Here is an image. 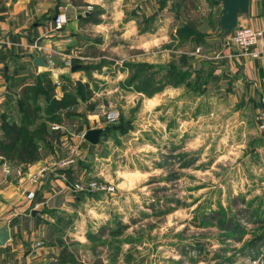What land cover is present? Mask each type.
<instances>
[{
  "label": "rangeland",
  "instance_id": "1",
  "mask_svg": "<svg viewBox=\"0 0 264 264\" xmlns=\"http://www.w3.org/2000/svg\"><path fill=\"white\" fill-rule=\"evenodd\" d=\"M164 2L148 3L145 24L151 33L166 27L167 36L149 62L117 58L110 32L105 47L72 48L84 68L68 84L93 93L59 112L55 135L63 138L41 151L72 158L80 172L70 187L88 188L70 212L56 213L68 221L57 243L74 264H264V128L256 122L264 84L203 15L206 5L170 0L154 19ZM185 26L196 40L175 37ZM87 128L102 129L95 145L83 138ZM9 164L21 174L22 165Z\"/></svg>",
  "mask_w": 264,
  "mask_h": 264
},
{
  "label": "crops",
  "instance_id": "2",
  "mask_svg": "<svg viewBox=\"0 0 264 264\" xmlns=\"http://www.w3.org/2000/svg\"><path fill=\"white\" fill-rule=\"evenodd\" d=\"M67 1L71 3L66 13L67 21L61 31L52 33L53 17ZM164 1L161 10L156 9L151 13L154 19L159 17L161 11L167 10L170 0ZM195 1L206 5V9H201L203 15L215 18L218 29L221 3L217 0ZM149 2L159 6V0H0V125L2 119L8 122L19 121L17 101L19 90L24 85L33 84L40 77L43 82L49 80L56 90L53 83L55 76L52 77L53 74L42 72L35 66L33 59L39 55L32 57L25 49L27 43L37 38H40L42 43L50 39L53 46L70 51L73 47L81 46L105 47L108 45L106 37L110 32V39L113 41L110 40L109 49L115 52L117 58L127 60L125 57L140 55L145 57L141 62H149L148 55L152 47L162 44L167 38L166 27L151 33L145 24L149 20ZM88 5L92 6V10L85 15L81 14ZM96 6H102V9L94 13ZM95 14L98 16L96 20ZM87 16L90 18L85 19ZM238 24L264 29V0H249V13L239 15ZM212 31L213 28L206 32L210 36ZM90 32L91 35L87 36ZM177 36L178 34H175V37ZM260 50L262 52L258 57L236 54L240 60L239 64H243L248 75H254L253 78L257 79L264 77V62L261 56L264 55V42ZM254 64H257L258 68L253 70ZM79 70L60 71L63 73L60 90L64 85V93L71 90L68 80L75 78L76 74L81 72ZM17 74L27 77V81L20 84ZM62 138L63 135L59 134L58 140L61 141ZM53 142L55 141L51 143ZM42 152L39 160L22 165L20 175L10 173V164L0 155V227L8 223L9 230V238L0 245V264H50L51 261L61 264L59 253L62 248L57 242H61L63 234L60 229L63 230V223L68 221L55 215L70 212L69 207L74 204L73 198L80 202V195L83 193L70 187V182L77 178L76 172L80 171L77 166L47 168L41 173V169L47 167L53 158L50 153L45 155ZM10 175L15 179H10ZM29 190L34 191L32 200L25 197ZM57 238L59 239L56 241Z\"/></svg>",
  "mask_w": 264,
  "mask_h": 264
},
{
  "label": "trees",
  "instance_id": "3",
  "mask_svg": "<svg viewBox=\"0 0 264 264\" xmlns=\"http://www.w3.org/2000/svg\"><path fill=\"white\" fill-rule=\"evenodd\" d=\"M89 18L90 16L85 17V19ZM177 34L192 36L194 39L197 35L199 36L198 32L186 26L178 29ZM87 88L86 83L78 82L74 92L69 90L61 98H57L54 96V89L50 81L43 82L40 77L33 84L21 87L17 101L19 121L1 120L0 155L3 159L16 165H27L39 160L41 150L50 149L51 142L58 141L59 138V134L55 135L57 131L51 129V123L59 121L60 118L58 119L57 115L62 110L68 111L69 105L75 103V97L78 96L81 101L88 102L93 92ZM92 105V103L88 105L89 109L94 108ZM59 259L60 263H76L71 255L68 259L66 258L63 249Z\"/></svg>",
  "mask_w": 264,
  "mask_h": 264
},
{
  "label": "built area",
  "instance_id": "4",
  "mask_svg": "<svg viewBox=\"0 0 264 264\" xmlns=\"http://www.w3.org/2000/svg\"><path fill=\"white\" fill-rule=\"evenodd\" d=\"M70 5L71 3L69 1L64 2V4L61 6L60 12L54 15L52 20L53 25L51 28L52 33H57L63 29V26L67 21L66 13ZM91 10L92 6L88 5L82 10L81 14L85 15V13ZM227 42L228 44L232 45V47L237 49V55H252L253 57H258L262 52L260 48L263 47L264 29H257L247 24H238L228 36ZM25 47L28 49V52L32 57L33 55H39L46 63V65H40L38 68L43 67V69L48 70L49 73L55 75L53 83L56 91H60L62 85L61 75L63 73L60 71L63 69L65 72H69L71 71L72 66H74L77 62L80 63L84 59L83 56L76 55L74 52H72L73 50L66 51L53 46L50 39L45 43H42L40 38H37L27 43ZM261 56L264 62V55ZM261 81L264 83V77L261 78ZM256 122L258 123L259 128H264V113L256 117ZM51 129L57 131L60 129V125L52 123ZM57 157L58 156H54L48 163V166H45L41 169V173L47 168H70V166L74 165V160L68 156H63L60 158ZM36 177L37 175H35L34 178ZM88 186L93 189L111 192L109 188L102 187V185H98L95 182L89 183ZM71 188L76 191L84 192L88 187L84 189L83 186L72 184ZM25 197L29 200H32L34 197V191H27Z\"/></svg>",
  "mask_w": 264,
  "mask_h": 264
},
{
  "label": "water",
  "instance_id": "5",
  "mask_svg": "<svg viewBox=\"0 0 264 264\" xmlns=\"http://www.w3.org/2000/svg\"><path fill=\"white\" fill-rule=\"evenodd\" d=\"M221 3L222 10L219 17V29L221 39L225 41L231 34L232 30L238 25L239 15H246L249 13V0H217ZM35 66L46 65L40 56L33 59ZM81 64L72 66V70L80 69ZM86 120V119H85ZM101 128H87L83 138L91 143L96 144L99 141ZM9 238L8 223H4L0 227V245L4 244ZM57 261H51L50 264H55Z\"/></svg>",
  "mask_w": 264,
  "mask_h": 264
},
{
  "label": "bare ground",
  "instance_id": "6",
  "mask_svg": "<svg viewBox=\"0 0 264 264\" xmlns=\"http://www.w3.org/2000/svg\"><path fill=\"white\" fill-rule=\"evenodd\" d=\"M40 66V65H39Z\"/></svg>",
  "mask_w": 264,
  "mask_h": 264
}]
</instances>
